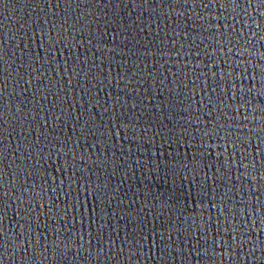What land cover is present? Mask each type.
<instances>
[{"label": "water", "instance_id": "1", "mask_svg": "<svg viewBox=\"0 0 264 264\" xmlns=\"http://www.w3.org/2000/svg\"><path fill=\"white\" fill-rule=\"evenodd\" d=\"M262 76L264 0H0V264H264Z\"/></svg>", "mask_w": 264, "mask_h": 264}, {"label": "snow or ice", "instance_id": "2", "mask_svg": "<svg viewBox=\"0 0 264 264\" xmlns=\"http://www.w3.org/2000/svg\"><path fill=\"white\" fill-rule=\"evenodd\" d=\"M253 80H254V81L256 80V77H255V76H253ZM260 81L262 82V87H264V76H262V77L260 78ZM253 90H255V86H254V88H252V89H248L249 92H251V91H253Z\"/></svg>", "mask_w": 264, "mask_h": 264}]
</instances>
